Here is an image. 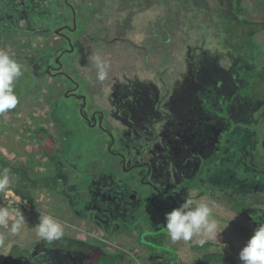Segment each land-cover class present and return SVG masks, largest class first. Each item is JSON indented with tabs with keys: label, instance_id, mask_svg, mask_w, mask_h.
Listing matches in <instances>:
<instances>
[{
	"label": "rangeland",
	"instance_id": "1",
	"mask_svg": "<svg viewBox=\"0 0 264 264\" xmlns=\"http://www.w3.org/2000/svg\"><path fill=\"white\" fill-rule=\"evenodd\" d=\"M36 1L43 8L31 17L32 28L35 22L41 29L46 27V20L42 21L43 18L39 15L48 12L47 6L58 7L61 10L60 18L68 21L66 25L70 28L58 30V36H50L52 33L50 30L45 33V37L50 44V55L59 56L61 51L64 54L72 51L63 61L69 69L65 68L58 77H49V83L56 85L59 92L55 93L45 85L41 88L42 93L38 90L36 95L32 93L18 104L21 114L24 113L22 116L17 110L0 114V169L18 165L26 154L25 145L29 146L31 143L28 137L31 133L27 135L19 132L23 130L20 121L40 117L41 120H35L32 127L45 125L49 129L52 127L56 129L59 127L58 120H62L63 123L65 122V128L62 125L58 133H64L67 137L71 128L67 115L71 108H75L74 110L81 108L80 112L74 113V125L79 126L74 127V141L86 143L96 140V143L100 144V140H103L105 145L107 144L108 140L103 131L99 128L90 130L85 125L86 122L82 121V119H94L96 112L104 116L105 129L113 132L117 138L125 136L123 144L129 149L139 146L143 141L146 148L156 145L160 150L164 141L166 167L162 168L164 170L162 178L168 184L169 195L158 178L155 184L165 191L164 198L171 200L169 197L175 198L173 193L178 188L179 182L183 180V176L193 175L199 164V156L194 155V151H198L199 146L191 140L194 138L193 132L207 119L203 114L195 115V112L200 110L198 100L206 102L209 94L215 95L207 82L208 79L217 84V98H214V102L219 105L222 103L223 113L229 115V111L232 112L234 118L227 116L228 120L231 119L233 123L240 122L237 117L242 116L241 109L252 111V115L242 116L241 123H249L259 131L263 139L264 108L260 110V104L264 101L255 102L248 92L239 99L240 91L237 90L242 85L246 87L260 79L264 67V29H258L259 33L253 40L254 53L248 57H244L242 53H233L222 43L224 58L215 62L213 66L208 65L209 68L204 73V67L210 63L209 55L216 57L217 54L214 53L217 49L210 50L211 33L205 36L195 34L201 32L198 27L204 26L199 21L200 11L203 7L205 10L208 9L205 4L213 3L212 0L207 2L206 0ZM243 1L246 9L245 17L252 22H262L264 0ZM31 11H33L32 7ZM206 18L212 22L211 31L215 30L217 39H226L224 19L218 22L217 17L207 10ZM15 25V23L3 22L0 24L2 36L0 45H11L16 41L21 50L24 49L23 43L29 46L33 41L31 35H22L21 41L17 40L16 38H19L27 28H16ZM47 25L51 26V21ZM217 26L221 34H217L219 32ZM53 38L58 40L56 44ZM210 41L212 42V39ZM27 49L32 56L31 47ZM95 54H99L108 64V77L104 81L97 79V70L91 59ZM61 58L62 56L57 60L60 61ZM18 62L23 66L26 59L22 56ZM237 62H240L238 64L240 68ZM241 68L246 77L242 82ZM228 75H232V79ZM228 79L233 85L232 89L228 88ZM173 90H175L174 98L170 94ZM71 93H74V98L68 97ZM83 95L84 99L81 101ZM82 102L87 106L82 105ZM51 106L55 111L47 115L46 110ZM32 108L39 109V112L31 111ZM13 120L14 122H11ZM220 123L225 125L224 121ZM3 149L6 155H3ZM77 149L78 147H75L74 151ZM111 154V151L106 150L97 160L85 161L88 164L85 167L81 166L80 161L74 157L72 160L62 158V162L58 157L55 166L52 163L45 164L46 170L43 172L49 174L47 178L50 189L35 193L34 204L23 201L11 190L0 192V207H4L6 201L9 202V206H16L18 199L19 202L21 201L19 204L29 211V215L23 216L25 223L19 234L10 235L9 226L19 215H24L25 210L19 212L17 209L12 211L11 207L7 208L11 215L7 225H0V237L4 236L0 242L3 243L0 245V264H110L113 255H117L112 248H131L127 238H124L130 236L133 242L130 253H136L137 249L139 253L143 252L141 243L144 235L140 230L153 224L155 211L152 210L161 205L162 201L158 197L155 206H152L155 198L152 200L151 198L154 194L141 192L139 186L131 187L130 184L126 186L124 182L114 184L111 194L106 189H102L93 175L99 171L103 174L108 173L109 164L113 159ZM41 157H46V154ZM128 159L129 163L131 159L135 161L133 157ZM140 165L135 164L131 167ZM138 170L134 174L137 178L139 173H142L141 169ZM12 179L10 177V182ZM54 179H57V184L53 182ZM115 180L114 178L109 182L114 183ZM219 190L224 191L223 185ZM160 191L162 192L161 189ZM97 195L108 196L107 199L112 202L113 207L120 206L122 199L130 200L129 205L123 209V217L127 222L123 221L119 225L111 220L108 221L107 215L95 208L100 204L99 198L96 199ZM194 195L212 207L213 218L218 222L220 233L217 239H208L201 248V253L196 252L191 256L187 254L186 248L190 244H195L193 241L176 242L173 247L184 252L181 254L183 258H179L182 263H177V257H169L173 261L169 264H199L202 261L203 263L208 261L210 264H227L226 262L232 257L239 260L232 264H242L239 252L248 240L240 239V214L236 216L234 207L226 205L221 200L220 192L215 196L195 193ZM88 196L95 201L93 206L87 200ZM234 197L237 198L238 194L235 193ZM138 198L142 199L141 204L137 203ZM177 200H180V197ZM106 204L109 206L110 202L107 201ZM261 207L264 208V205ZM39 213L54 216L64 224L65 235L70 236L52 242L50 249L48 247L35 253V246L38 247L37 243L40 241L35 233ZM14 242L22 250L29 252L18 251L13 254L16 257L14 256L9 262L5 256L8 255ZM223 248L225 251L222 250ZM158 251L156 250V253H159ZM204 253L207 256L203 257ZM214 253L220 259L214 257ZM40 255L46 258H40ZM165 255L169 254L165 253ZM157 257L158 255L152 257L155 264H165L169 259L164 258V262ZM133 259V261L118 259L116 264H141L139 260H135L134 255Z\"/></svg>",
	"mask_w": 264,
	"mask_h": 264
},
{
	"label": "trees",
	"instance_id": "2",
	"mask_svg": "<svg viewBox=\"0 0 264 264\" xmlns=\"http://www.w3.org/2000/svg\"><path fill=\"white\" fill-rule=\"evenodd\" d=\"M207 1L208 0H206V2ZM212 2L213 3L207 2L205 4L208 7V9L206 10L214 14L217 17L218 22L220 21V19H224L223 25L225 26L224 33L226 35V39H217L215 30L213 32L211 31L213 28L212 22L207 20L206 10L203 7L199 14V21L204 26L198 27L201 29V32H198L195 35L205 36L208 33H211V38H209L210 50L212 48L217 49L216 53L213 52L214 54H217L216 57H212L211 54L209 55L210 63L207 64V67H204V73L207 72L210 64L211 66H213L215 62L220 61L222 60V58H224L222 55L224 53V48L221 49L222 43L224 44V46L226 45L233 53H242L244 57H248L252 53H254L253 50H255V46L253 40L257 36V33H259L258 29H264V17L262 19V22L260 23L252 22L250 19H247L245 17L246 9L243 0H212ZM216 29L219 31V26H217ZM217 34H221V32L219 31ZM210 39H212V42L210 41ZM0 49L8 51L10 54H14L15 59H17L18 61L22 56L26 59V62L23 65V76L19 79L15 87V92L19 97V104L22 103L24 99H27L28 95L32 93H34L33 95H36L38 90H40V92L42 93L40 87L45 83H47L46 88L51 89L55 93L59 92V88L56 85H54L53 83H49V78L44 79L42 77L43 74H46L43 71V69H45L44 66L43 68H41L43 72L40 69L33 70V68L31 67V58L29 59V57L24 56V49L19 50V46L16 44V41H14L11 45H0ZM211 51H213V49ZM239 63L240 62H237V66L240 68V65H238ZM244 73V70L241 68V82L242 79L244 80L246 78ZM228 77L232 79L233 76L228 75ZM215 79L217 80V77ZM207 82L213 89V94L215 95H211L208 103L197 99L200 110L196 111L195 115L203 114L204 116H207L205 122H202L203 124L206 123L207 127H209L210 125L218 126L217 123L224 121L225 129H223V134L218 135L217 138L215 136V131L213 128H210V130L205 129L204 131H201L202 125H199L195 130L198 132L197 137L193 135L194 138L191 141L196 146L198 145L200 147L201 154H203L206 158L205 161L199 162L197 171L199 172V177H202L205 180L207 177V180L209 181H215L216 179H219L227 183L229 189H231L230 191L240 188V196L238 198H234V194L231 193L229 195L230 197L226 198V201L228 202L227 204L229 206L232 205L234 207L236 216H239L240 214V239L245 241V239L248 240L252 236V231H254L255 228H257L261 223H264V208L261 207L262 205H264V130L262 131V139L259 131L252 127L249 123H241L242 116H250L253 114V112L250 110H240V114L242 113V116L240 115L241 118L240 116L237 117L240 122L233 123L231 119L228 120L227 116L234 118L232 112L230 113L229 111V115L225 112L223 113L222 103L219 105L214 102V98H217L216 82L213 80L210 81L209 79ZM201 85H203V82L201 83ZM228 88H233V85L231 84V81L229 79ZM237 91H240L239 99L241 95H243L245 92H248L255 102L264 101V67L261 71L259 80L254 81L251 85H248L246 87L242 85L241 88H239ZM170 94L174 98L175 90L171 91ZM227 104L225 106H227ZM262 108H264V102L260 104V110ZM14 110H17V113L21 114L18 105ZM32 110L37 111L36 113L39 112V109L37 110V108H32L31 111ZM11 111L12 110L8 111L7 113H10ZM54 111L55 108L51 106V108L46 110V113L47 115H49L50 112L53 113ZM75 112H73V115H67L71 128L73 129L74 127H79L74 125L73 119ZM35 120H41V118L38 117L31 120L23 119L22 121H20L22 125L21 128L23 130H20L19 132L27 135H29L28 133H31V136H28L31 143L29 146L25 145L26 154L21 158L19 164L9 167L10 177L13 178L9 184V190L13 191L15 195L19 196L23 201H26L30 204L36 203L35 193L38 194L43 190L50 189V183L47 178L49 174L47 172H43L46 170L45 164L50 165L52 163V165L55 166V162L58 157L60 158V162H62V158L72 160V158L74 157L80 161L81 166H84L87 165L85 161H92L95 159H93V156L97 150L103 149V146L105 147L104 141H102L100 144H95V140L94 144L90 141L82 143L84 145L79 146L78 149L74 151L73 145L80 143L74 141L75 136L73 138L70 137L69 139L65 135H63V133H58L57 135L54 127L49 129L45 125L42 127L39 126L38 128L32 127L31 125ZM11 122H14V120ZM24 123L27 124L25 125ZM64 123L60 122V124ZM101 131H103V129ZM73 141L76 143L74 144ZM201 145H203V148H201ZM43 154H46V157H41ZM3 155H6L4 149ZM219 161L222 162L220 163ZM163 172L164 170H161V172L158 171L157 173L159 174V176H157L158 174H152L145 183H142L140 185L142 190L145 192L155 193L152 185L154 184V182L157 183L155 181L157 178H162ZM223 175L226 176L223 177ZM194 180L195 178L193 179V182ZM53 182L57 184L58 181L57 179H54ZM190 184L191 182L185 180V177L183 176V180L179 182L178 188H188L192 185ZM194 186L202 187L203 183H201L199 179H196ZM4 207H11L12 211H15L16 209L19 210V212L25 210V207L22 204L9 206L8 201L5 202ZM98 207L95 208L98 209ZM101 209V211L99 209L97 211L101 213L105 212L103 210V207H101ZM28 212L29 211L25 210L23 216H25L26 214L29 215ZM3 237L4 236L0 237V242L2 241ZM15 242L14 245L10 248L8 255L5 256L6 258H8L9 262L12 261L13 257L15 256L13 255L14 253L18 251L29 252L25 249L22 250L19 245L16 244L17 242ZM1 244L3 243H0V245ZM37 246L38 247L35 246V253L38 250L41 251L48 247L50 249L52 247V243L40 240L37 243ZM201 248L203 247H199L197 245L195 246L196 250L202 251ZM222 250L225 251V248H223ZM135 254L136 253H134L133 255L136 260L137 257ZM133 255L125 254V256H127L126 259L132 261L134 260ZM40 258L45 259L46 256L40 255ZM118 259H121L123 261L126 260L125 257L113 255L110 264H116ZM238 261V259L232 257L230 258V261L226 263L232 264L233 262ZM38 262L39 260L36 261V263ZM207 262L204 261L203 263L202 261L199 264H207Z\"/></svg>",
	"mask_w": 264,
	"mask_h": 264
},
{
	"label": "flooded vegetation",
	"instance_id": "3",
	"mask_svg": "<svg viewBox=\"0 0 264 264\" xmlns=\"http://www.w3.org/2000/svg\"><path fill=\"white\" fill-rule=\"evenodd\" d=\"M0 3H2V5L0 6V24L3 23H15V27L16 28H27V30L23 33L20 34L19 38H16L17 40L21 41L20 38H23V36H29L31 35V40L33 41L31 43V45L27 46L26 43H23L24 46V50H26L27 52H25L24 56L29 57V59L31 58V67L33 68V70H38L40 69L42 71L41 68H44L43 71L46 74H43L42 77L44 79H47L49 77H53L56 76L58 77L65 68H68L67 65L65 63H63L64 60H66L67 58L65 56L71 54H64L61 51V54L58 56L56 55H50V44L48 43L47 38L45 37V33L52 30V33L50 36L52 35H57L58 30H64V29H68L70 28L69 26L66 25V23H68V21H66L65 18H60L59 15V11H61L58 7L54 6V8H52V6L48 7V12L46 14L43 15H39L40 18H43V20H46V27L41 29L40 27H38V24H36V22L34 23V27L32 28V24L33 21L31 19L32 16L38 14V12L41 11V5H38V1L36 0H0ZM31 7L33 8V11H31ZM41 8V9H40ZM24 11V12H23ZM35 13V14H34ZM59 15V16H58ZM57 16V19H54V17ZM51 21V26H48L47 23ZM43 25V24H42ZM70 25V23H69ZM2 38V36L0 35V39ZM53 42L56 44V42L58 41L57 39L55 40L53 38ZM27 47H31L33 53L32 56L31 54L29 55L28 53V49ZM20 50V48H19ZM67 53V52H66ZM29 55V56H28ZM38 55V56H37ZM44 56V57H42ZM62 58L57 60V58L61 57ZM54 57V60L52 61V58ZM63 63V64H62ZM42 71V72H43ZM45 84H43L40 88H42L43 86H45ZM79 85H77L78 87ZM74 93H71L68 97H72L74 98ZM211 94L208 95V98L206 100L205 103H208V101L210 100ZM79 98V97H76ZM84 99V95L82 97V99H80L81 101H83ZM85 101V100H84ZM82 105H84L85 107L87 106L86 103L82 102ZM81 105V106H82ZM72 110L70 111L69 115H73V112L75 111H79L78 110H74L75 108H71ZM45 111V110H44ZM94 113V112H92ZM101 117V118H100ZM102 119V120H101ZM82 121H85L87 128H89L90 130L92 129H97L99 128L100 130L103 129V132L106 135V138L108 140L107 144L105 145V147L103 146V149L97 150L96 153H94L93 159L94 161L97 160L98 157H101L104 152L107 151H111L112 154L111 156L113 157L111 163L109 164L108 167V173L107 174H103L102 171L97 172L95 175H93L94 178L97 179V182L100 183V186L102 189H106L110 194L113 192L112 190V186L114 184L121 183L124 182L125 185H129L131 187L133 186H139L142 183H145L149 177L154 174H158L157 172H161V170H163L162 168L166 167V154H165V147L166 144L164 143V141H162L161 146H160V150L158 149V147L156 145H152L149 148L145 147V144L143 141H141V144L139 146H136L133 149H129L127 148V146H124L123 144V139L125 138V136L123 138H117L113 132L109 131L108 129L104 128V116L99 113L96 112L94 119H82ZM60 122L63 123V121L61 120ZM60 122L58 121V125L59 127L55 129L56 134L58 135V130L60 128H62V125L65 128L64 124H60ZM100 125L102 128H100ZM218 126H213L210 125L209 127L206 126V123H204L202 125L201 131L203 130H207L210 128H213L215 131V136L217 138L218 135L223 134V129H225V125L221 124V123H217ZM197 131L193 132V135L197 137ZM206 134V132H205ZM64 135V133H63ZM74 129H69V134L67 136V138L70 139V137H74ZM205 139V137H204ZM103 140H100V142H102ZM94 144V142H93ZM95 144H97L95 142ZM84 144H82L81 142L79 144L73 145V150L75 147H79L82 146ZM201 148H203V145H201ZM194 155H198L199 156V162H203L206 160L205 156L203 154H201L200 151V147L198 152L194 151ZM128 157H133L135 159V161H133L132 159L130 160L131 162L129 163V159ZM145 158V159H144ZM153 161V162H152ZM220 162V161H219ZM119 163V164H118ZM158 163H159V167H158ZM221 163V162H220ZM139 165L140 166H136V167H131L132 165ZM226 164V163H224ZM88 165V164H87ZM86 165H84L83 167H85ZM88 167V166H87ZM129 167H131L130 170H127ZM73 169V168H72ZM138 169L142 170V173H139V177L137 178L136 175H134L137 171H139ZM127 171H132L131 173H128ZM141 172V171H140ZM141 174V175H140ZM159 176V174L157 175ZM99 178V179H98ZM116 179L114 183L109 182V180L112 179ZM143 178V179H142ZM195 178L194 182L193 179ZM196 179H199L201 181V183H203L202 187H197L194 186V183L196 182ZM208 178L206 177V180L203 179L202 177H199V172L196 170V172L193 175H189L187 177H185V180L190 182H193V184L191 186H189L188 188H183V187H179L178 189L175 190V192L173 193L175 195V198L169 197L171 198V200H168L167 198H164L165 196V191L159 187L158 185L154 184L152 185L155 193L151 192L153 195V197L151 198V200L153 198H155L154 202L152 203V206H155L156 204V200L158 199V197L161 199L162 203L161 205L157 206L155 209L152 210L155 211V217H154V221L153 224L147 228H143L142 230H140V233L144 235V240L142 241V247H143V252L138 251V249L136 250V257L137 260H139L141 262V264H155V260L153 257V255H158L157 259L164 261V258H169V257H177V263H182L179 258L182 257L181 254H183V251L180 250H176V248H174L173 246L175 245V243H173L172 241H170V239L168 238L167 234H166V228L165 226V213L170 211L172 208L178 206V204L181 202L182 198L191 193V194H201V195H217L218 192H220V196H221V200L224 201V203L226 205H228L226 198L230 197L229 195L231 193L238 194V197L240 196V188H238L237 190L230 191L231 189H229L227 183L216 179L215 181H209L207 180ZM158 181L160 182V184H162V186H164V188L167 189L166 192H168L169 195V187L167 182L163 179V178H159ZM149 183V181H148ZM221 185H223L224 187V191L223 190H219V187H221ZM160 189L162 190V192L160 191ZM72 191V190H71ZM140 191L146 193L145 191L142 190V188L140 187ZM224 192H226L224 194ZM108 196H102V195H97L96 199L99 198L98 200L100 201L99 207L98 209L101 211V207H103V210L105 212H103L105 215H107L108 217V221H112L115 223H118L119 225H121V223L123 221H125V218L123 217V209L125 207H127L129 205V201L127 199H122V203L120 206L117 207H113L111 206L112 202H110V205L108 206L106 204ZM180 197V200H177ZM232 197V196H231ZM234 197V196H233ZM237 197V198H238ZM235 198V197H234ZM87 200H89V202H91V205L93 206L95 201L92 200L89 196L87 197ZM141 198H138L137 203L141 204ZM62 201V199H61ZM128 201V202H127ZM47 203L48 199H47ZM62 203V202H61ZM224 205V207L226 206ZM110 208V209H109ZM168 209V210H166ZM127 222V220L125 221ZM111 235V233H110ZM70 235H65V237H69ZM127 238L126 240L128 241V243L130 244V247H133V242H132V237H124ZM132 243V245H131ZM196 244H190L187 246L186 251L187 254H189V256H191L192 254L198 252L201 253L202 251H191L189 249H195ZM220 246V245H219ZM112 247V245H111ZM124 248V247H122ZM129 248H124V249H119L118 247L116 248H112L113 251L116 252L117 255L121 256V257H125V259L127 258V256H125V254H130L133 255L132 253H130V250L132 249ZM156 250H159V253H156ZM135 253V252H134ZM169 254V255H165ZM173 255V256H172ZM207 256L205 253L203 255V257ZM214 257H217V254L214 253L213 255ZM200 257V256H199ZM183 258V257H182ZM220 259V258H218ZM165 262V261H164ZM172 259H168V262H165V264H169L172 263ZM224 262V261H222ZM208 264H210L209 262H207ZM126 264V263H124Z\"/></svg>",
	"mask_w": 264,
	"mask_h": 264
},
{
	"label": "clouds",
	"instance_id": "4",
	"mask_svg": "<svg viewBox=\"0 0 264 264\" xmlns=\"http://www.w3.org/2000/svg\"><path fill=\"white\" fill-rule=\"evenodd\" d=\"M97 70V79L104 81L108 77V64L99 55L91 57ZM23 76V66L15 59L14 54L0 49V114L14 110L19 104L15 87ZM10 169H0V192L9 191ZM10 211L0 207V225H7ZM25 223L23 215H19L9 226L10 235L19 234ZM166 234L170 241L190 242L203 247L208 239H217L218 222L213 218L212 207L194 194L185 195L178 206L165 213ZM36 237L52 243L65 235V226L54 216L39 213L35 225ZM242 264H264V223L254 229L252 236L239 252Z\"/></svg>",
	"mask_w": 264,
	"mask_h": 264
},
{
	"label": "built area",
	"instance_id": "5",
	"mask_svg": "<svg viewBox=\"0 0 264 264\" xmlns=\"http://www.w3.org/2000/svg\"><path fill=\"white\" fill-rule=\"evenodd\" d=\"M15 197H17V196H15ZM17 202H18L17 204L21 203V201L19 202V200H18V199H17Z\"/></svg>",
	"mask_w": 264,
	"mask_h": 264
},
{
	"label": "bare ground",
	"instance_id": "6",
	"mask_svg": "<svg viewBox=\"0 0 264 264\" xmlns=\"http://www.w3.org/2000/svg\"><path fill=\"white\" fill-rule=\"evenodd\" d=\"M205 102V101H204Z\"/></svg>",
	"mask_w": 264,
	"mask_h": 264
}]
</instances>
